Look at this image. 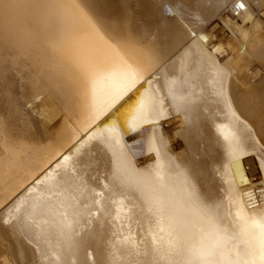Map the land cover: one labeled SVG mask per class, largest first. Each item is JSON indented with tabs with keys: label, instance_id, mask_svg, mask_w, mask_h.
Here are the masks:
<instances>
[{
	"label": "bare ground",
	"instance_id": "1",
	"mask_svg": "<svg viewBox=\"0 0 264 264\" xmlns=\"http://www.w3.org/2000/svg\"><path fill=\"white\" fill-rule=\"evenodd\" d=\"M228 1L0 0V264H260L246 224L264 203L245 191L264 127L232 92L251 57L232 67L194 35ZM240 1L234 49L264 29Z\"/></svg>",
	"mask_w": 264,
	"mask_h": 264
},
{
	"label": "rangeland",
	"instance_id": "2",
	"mask_svg": "<svg viewBox=\"0 0 264 264\" xmlns=\"http://www.w3.org/2000/svg\"><path fill=\"white\" fill-rule=\"evenodd\" d=\"M255 1V2H254ZM262 1H264V0H249V2L251 3L250 5L252 6V8L253 9H257V3H261L260 4V6H262L261 8H262V10H261V12H263V10H264V4H263V2ZM172 2H168L167 4V8H168V6H171V7H173V8H175V5L172 3ZM230 3H231V0H229L228 1V3L225 5V6H223L222 8H220V9H218V10H216L213 14H212V16H210L209 18H207V19H204V20H202L201 22H199V25L200 26H198V23H196V22H194V21H191V20H188V22H189V24H191V22H192V26H198V28L195 30V33H194V35L195 36H197L196 38H199V39H201L202 41H203V43H204V45H205V47L206 48H208L209 50H213L214 48H219L220 46H223L224 47V51H223V55L220 57V60H221V62L222 63H229V65L230 66H235V65H238V64H240L241 62H240V60H242V59H246V55H244L245 53L248 55L247 56V58L248 57H251V58H248V61L246 60V61H244V63H245V65H246V63H247V68L245 67V66H243L244 67V69H245V72H246V80H247V85H248V81H249V83L251 84V85H249V86H246V83L243 81V83H241V81H240V83L241 84H243L242 86H243V90H244V93H242L243 92V90L241 89V85H239L240 83H239V81L237 82V81H235L234 80V83H233V85H232V92H233V95L234 96H236V97H234L235 98V102H236V105L238 106V109H239V111L243 114V116L245 115V117H249L250 115H254V116H256L257 114H259L260 115V117H259V115H257V117L258 118H254V119H251L252 120V122H254L255 121V119H257L258 121H255L256 123H254L255 125H257V127H259V128H261V127H264V110H262L263 109V107H264V101H262V100H264V97H262L263 99L261 100V98L259 97V93L261 94V95H264V92H263V89H264V60H261V58H262V56H264V52H262L263 50H264V40H262V38H264V29H261L260 31H262V32H255V36L253 35V37H251L252 36V34H251V38H248L247 36L245 37V41H243V42H245V43H243L242 42V39L244 40V38H238V39H236L235 40V42H236V44H237V42H238V45H240V46H236V44H235V46L238 48V47H240L239 49L240 50H237V48H235L234 49V45H233V37H232V31H231V28L229 27V26H227L226 25V23H225V18L227 17V16H231V14H228L229 13V10H227V9H229V5H230ZM263 4V5H262ZM255 6V7H254ZM226 12V13H224V11ZM169 11V10H168ZM222 11V12H221ZM228 11V12H227ZM221 12V14H219L218 15V13H220ZM215 16V17H214ZM220 16H221V18H220ZM226 16V17H225ZM232 17V16H231ZM261 18H262V20H263V22H264V12H263V16H261ZM206 21V22H205ZM200 29V30H199ZM198 31H199V33H198ZM201 31V32H200ZM256 33H258V34H260V33H262L263 35H257ZM254 34V33H253ZM202 35V36H201ZM255 37H256V39H255ZM258 37V38H257ZM260 37H262V38H260ZM248 39V41H247V39ZM255 39V40H254ZM258 39H260V40H258ZM241 40V41H240ZM255 41V42H252V41ZM258 40V41H257ZM249 41H251L252 43H253V45H252V43H251V45H250V43H249ZM261 43H260V42ZM263 41V42H262ZM247 42V43H246ZM249 43V45L252 47V49H254V50H252V49H250V46H249V48H248V46H247V44ZM258 43H260V44H258ZM258 46V47H256V45ZM246 45V46H245ZM263 45V46H262ZM255 46V47H254ZM241 47H243V48H241ZM247 47V48H246ZM259 47H260V49H259ZM262 47V48H261ZM211 48V49H210ZM257 48V49H256ZM247 49V50H246ZM232 50H233V52H232ZM236 50H237V52H236ZM261 50V51H260ZM240 51H242L241 53H242V55H241V53H240ZM244 51V52H243ZM236 52V53H235ZM252 52L254 53L253 55H252ZM225 53V54H224ZM240 53V54H239ZM249 53V54H248ZM251 53V54H250ZM259 53V55H257V54ZM261 53H263V54H261ZM225 55V56H224ZM238 55H241V56H243V57H241V59H239L238 57ZM250 55V56H249ZM254 55H256V57H258V59L254 56ZM224 56V57H223ZM238 56V57H237ZM261 56V58H259ZM238 58L239 60V62L238 61H236L237 59H235V58ZM253 57V58H252ZM255 57V58H254ZM235 59V61H233ZM260 59V61H258ZM262 59H264V58H262ZM232 62V64H230ZM243 63V62H242ZM242 63H241V65H242ZM247 69V70H246ZM262 80V81H261ZM237 82V83H236ZM239 83V84H238ZM238 84V85H237ZM263 84V85H262ZM238 86H239V89H238ZM246 86V87H245ZM250 86H251V89L252 90H254V92L255 93H253V95H256V94H258V95H256L257 96V98H258V100H257V98L255 97V96H251L252 95V93H251V90H250ZM263 86V87H262ZM248 87V88H247ZM249 90V92H250V95H249V99H250V102L252 101V102H254V103H248V104H252V105H247V103H245L244 102V100H245V97L247 98V96H244L245 94H247V90ZM239 90H242V92L241 91H239ZM247 91V92H246ZM259 93H258V92ZM262 91V92H261ZM246 92V93H245ZM248 92V93H249ZM242 94V95H241ZM240 95H241V100L239 99V97H240ZM243 97H244V99H243ZM250 97H254V100L252 99V98H250ZM256 98V99H255ZM248 99V100H249ZM240 100V101H239ZM247 100V99H246ZM245 100V101H246ZM259 100H261V103H260V101ZM243 101V102H242ZM258 101V102H257ZM240 103V104H239ZM247 105H245V104ZM257 103H259V104H257ZM253 104L255 105V106H253ZM244 105L246 106V107H249V108H246L245 109V107H244ZM257 105V106H256ZM259 105H260V107L262 108V109H260V107H259ZM250 106H252L251 107V110H249L250 109ZM257 109V111H254L255 110V108ZM257 107H259V108H257ZM242 108H244V109H242ZM259 110L261 111V112H259ZM249 111V112H248ZM253 111L254 112H256V114L255 113H253ZM263 114V115H261V114ZM251 117V116H250ZM250 117H249V119H250ZM252 118V117H251ZM260 119L261 120H263V121H261V124H262V126H260L261 124H260ZM171 120V121H170ZM169 122V123H168ZM164 125H165V127H166V129H167V131H169L171 134L173 133V132H175L177 129H178V123L177 122H175L173 119H167V120H165L164 121ZM253 124V123H252ZM258 124H260V125H258ZM135 138H136V135H130V136H128V141L129 142H134L135 141ZM132 139V140H131ZM173 148H174V150H181V148H182V146H181V144L179 143V142H176L175 144H174V146H173ZM140 160V162H139V160ZM138 159H136L135 160V165H136V167H140V168H143L144 166H146L147 164H148V162H150V160L149 159H147L146 157H144V156H140V157H138ZM137 161V162H136ZM139 164V165H138ZM246 164L250 167V173L251 174H253V175H255V176H257V177H259V176H263V173H262V171H261V169L259 168V165H258V163H257V161L255 160V158L253 157V156H250V157H248L247 158V161H246ZM143 165V166H142ZM126 221H128V220H125V222L122 224L124 227H125V231H124V233H128L129 231H132V230H134L133 228L135 227L134 226V224L132 223V222H126ZM128 223V224H127ZM131 223V224H130ZM129 227H128V226ZM128 227V228H127ZM138 246H140V245H137V247ZM141 247V246H140ZM138 249H139V247H138Z\"/></svg>",
	"mask_w": 264,
	"mask_h": 264
},
{
	"label": "built area",
	"instance_id": "3",
	"mask_svg": "<svg viewBox=\"0 0 264 264\" xmlns=\"http://www.w3.org/2000/svg\"><path fill=\"white\" fill-rule=\"evenodd\" d=\"M244 7V4L238 0L233 4L229 13L234 16H238L239 13L244 10ZM245 195L247 202L251 207H257L264 203V183L248 188L245 191Z\"/></svg>",
	"mask_w": 264,
	"mask_h": 264
},
{
	"label": "snow or ice",
	"instance_id": "4",
	"mask_svg": "<svg viewBox=\"0 0 264 264\" xmlns=\"http://www.w3.org/2000/svg\"><path fill=\"white\" fill-rule=\"evenodd\" d=\"M119 110H117L118 112ZM113 118H116V113L113 114ZM137 118L147 120L148 116L145 115V106L141 104L137 110ZM159 175V174H158ZM247 227L258 229L259 231V245H260V264H264V213L261 214V218L251 219L246 224ZM253 264L255 262L253 261Z\"/></svg>",
	"mask_w": 264,
	"mask_h": 264
}]
</instances>
